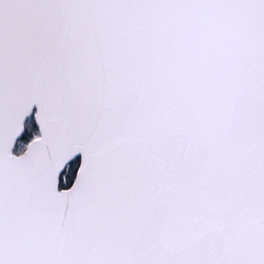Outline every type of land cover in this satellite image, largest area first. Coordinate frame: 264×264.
Returning <instances> with one entry per match:
<instances>
[{
	"label": "snow or ice",
	"instance_id": "1",
	"mask_svg": "<svg viewBox=\"0 0 264 264\" xmlns=\"http://www.w3.org/2000/svg\"><path fill=\"white\" fill-rule=\"evenodd\" d=\"M0 264H264V0H0Z\"/></svg>",
	"mask_w": 264,
	"mask_h": 264
}]
</instances>
